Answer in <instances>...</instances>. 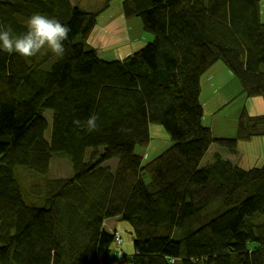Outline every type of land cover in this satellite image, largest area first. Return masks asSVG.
I'll return each mask as SVG.
<instances>
[{"label": "trees", "instance_id": "obj_1", "mask_svg": "<svg viewBox=\"0 0 264 264\" xmlns=\"http://www.w3.org/2000/svg\"><path fill=\"white\" fill-rule=\"evenodd\" d=\"M82 1L0 0L13 36L35 13L71 29L63 57L0 50V264H108L114 247L129 264H264V163H238L264 113L243 107L237 136H215L200 99L202 76L224 61L242 94L264 100L261 0ZM114 3L120 17L97 26ZM131 19L140 36L126 46ZM93 114L95 131L73 123ZM155 124L170 141L144 163ZM56 160L72 174L51 178ZM22 171L36 175L30 201ZM115 217L131 227L132 255Z\"/></svg>", "mask_w": 264, "mask_h": 264}, {"label": "rangeland", "instance_id": "obj_2", "mask_svg": "<svg viewBox=\"0 0 264 264\" xmlns=\"http://www.w3.org/2000/svg\"><path fill=\"white\" fill-rule=\"evenodd\" d=\"M114 2H118L120 0H113ZM97 0H83L82 6L86 7L87 9L94 6ZM122 7L117 4H110L108 8H106L103 12L97 14L95 17V22L98 24L97 26H106L114 19L120 17L122 14ZM261 13L263 14L262 20L264 21V0H261ZM139 19H131L128 21L129 26V41L124 42L127 44L132 42V40H138L140 36V28H139ZM81 38V37H79ZM83 39V38H82ZM88 45L94 48H101L99 43L95 42L90 38L88 40ZM125 47V46H124ZM117 47L115 45L106 46L104 47V51L106 49L110 50V54L114 52ZM124 51L123 46L120 49ZM264 68V67H263ZM264 71V69H263ZM203 89H202V96L200 97L201 100H208L214 96V94L221 93L223 91L226 100H229L231 103L229 106H234V99H239V103H242L246 96L238 92V87L241 84L237 79L234 78L232 72L230 71L229 67L225 64L224 61L216 62L203 76ZM239 96V98L237 97ZM257 102L260 103V106H264V100L262 96H254ZM223 101V100H222ZM264 113V112H263ZM221 119L217 120L213 117H207L204 119V123L206 125H215V132L214 135L217 136L219 133H223L224 135H229L230 137H235L238 134V116L235 114H227L221 113ZM45 116H49V122H51V110H47L45 112ZM158 131L155 130L156 139L153 141V144L150 145L149 149L144 152L143 161L144 163L148 162L149 160L156 157L159 153L157 144L165 146L170 141V136L165 128L159 124H155ZM223 130V132H219ZM160 131V132H159ZM49 136V135H48ZM218 147H213L211 149V153L215 152ZM166 149V148H165ZM158 150V151H157ZM161 151V150H160ZM163 151V150H162ZM239 152L241 160L238 162L239 165L245 169H249L256 166H261L264 163V135L254 136L249 141H240L239 142ZM210 154V153H209ZM208 154L207 159L211 156ZM235 159V158H234ZM116 162V159L109 161ZM72 174V169L69 167V163L56 160L53 165L51 166V175L50 177L55 178H67ZM20 177L23 179V185L25 187L24 194L27 200H31L32 193L30 192V187L37 183L36 179H32L36 175L33 173L22 171L20 172ZM48 229L46 232V241L47 243L52 242V235H53V225L52 219H49L47 223ZM131 233V232H129ZM119 257L121 260H126L125 257L118 251Z\"/></svg>", "mask_w": 264, "mask_h": 264}, {"label": "clouds", "instance_id": "obj_3", "mask_svg": "<svg viewBox=\"0 0 264 264\" xmlns=\"http://www.w3.org/2000/svg\"><path fill=\"white\" fill-rule=\"evenodd\" d=\"M70 31V27L58 19L35 13L27 21V31L20 36H13L10 28L0 24V50L8 54L15 52L28 58L35 57L47 47L56 56L63 57L66 53L64 42L69 39ZM97 119L93 114L84 122L77 118L73 123L92 132L98 127ZM128 254L131 255L132 252L129 251Z\"/></svg>", "mask_w": 264, "mask_h": 264}, {"label": "crops", "instance_id": "obj_4", "mask_svg": "<svg viewBox=\"0 0 264 264\" xmlns=\"http://www.w3.org/2000/svg\"><path fill=\"white\" fill-rule=\"evenodd\" d=\"M234 76V75H233ZM235 78V77H234ZM237 79V78H235ZM238 80V79H237ZM202 86L203 85V81H202ZM242 87L241 84L238 87V92L241 93ZM202 96V95H201ZM239 98V96H237ZM223 100V101H222ZM234 106H229V104L232 102H230L229 100H226L223 91L221 93H216L214 94L213 97H211L208 100H201L205 112L207 113L208 117H213L214 119H221V116L223 113H227V114H235L238 116V114L240 113L241 109L243 107H247L248 112L250 113V115H261L264 112V106H260V103L257 102L255 99H253V97H246L245 100L242 103H239V99H234L233 100ZM214 128V132H215V125H211ZM155 130L158 131V128H156V126H152L151 127V135L153 137L156 136L155 134ZM160 132V131H159ZM219 132H223V130H220ZM217 136H229V135H224L223 133H219V135ZM158 148H160V145L157 144ZM144 154V152H143ZM108 226L111 229L113 228H117L119 230L122 231L123 233V245H122V250L124 252V254L127 256L129 255V251L132 252V254L134 253V245H133V236L131 233H129V228H131L129 225H127L122 219H120L119 217H115V218H111L108 220ZM131 254V255H132ZM106 261L108 264H129L126 260H121L119 257V254L117 253V250L113 249V251H111L108 255V257L106 258Z\"/></svg>", "mask_w": 264, "mask_h": 264}, {"label": "built area", "instance_id": "obj_5", "mask_svg": "<svg viewBox=\"0 0 264 264\" xmlns=\"http://www.w3.org/2000/svg\"><path fill=\"white\" fill-rule=\"evenodd\" d=\"M118 242L122 243V238H121L120 234H118Z\"/></svg>", "mask_w": 264, "mask_h": 264}, {"label": "bare ground", "instance_id": "obj_6", "mask_svg": "<svg viewBox=\"0 0 264 264\" xmlns=\"http://www.w3.org/2000/svg\"><path fill=\"white\" fill-rule=\"evenodd\" d=\"M40 196H41V194H40V193H38V192H35V197L39 198Z\"/></svg>", "mask_w": 264, "mask_h": 264}]
</instances>
